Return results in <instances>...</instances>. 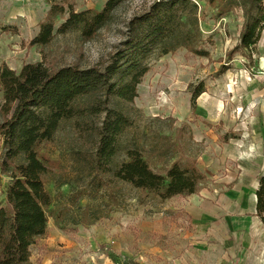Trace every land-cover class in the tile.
Listing matches in <instances>:
<instances>
[{
    "label": "rangeland",
    "instance_id": "374dc122",
    "mask_svg": "<svg viewBox=\"0 0 264 264\" xmlns=\"http://www.w3.org/2000/svg\"><path fill=\"white\" fill-rule=\"evenodd\" d=\"M106 1L0 0V67L18 73L39 62L54 69L101 66L131 38L129 22L161 0H125L90 41L71 32L46 47L30 45L52 4L79 12L100 10ZM197 4L198 47L208 56L181 47L162 57L152 53L134 102L110 100L109 107L131 121L115 164L127 149L138 150L159 174L174 162L194 163L204 175L198 192L161 201L101 175L94 152L103 115L90 119L89 133L62 122L38 149L49 168L44 187L51 205L47 234L31 247L29 264H264V226L254 209L264 174V31L249 66L240 54H228L238 43L241 12L219 17L204 1ZM172 16L185 24L194 18L190 8ZM200 85L204 92L192 110L190 90ZM13 165L0 136V210H9Z\"/></svg>",
    "mask_w": 264,
    "mask_h": 264
},
{
    "label": "trees",
    "instance_id": "16d2710c",
    "mask_svg": "<svg viewBox=\"0 0 264 264\" xmlns=\"http://www.w3.org/2000/svg\"><path fill=\"white\" fill-rule=\"evenodd\" d=\"M125 0H107L100 10L76 12L71 7L52 4L31 46L46 47L56 35L77 32L83 42L95 38ZM198 1L224 17L235 10L242 14L237 45L228 53L240 54L253 64L257 44L264 31V0H161L129 22L132 34L109 57L107 63L82 69L77 63L49 68L43 62L25 64L18 73L0 67V136L5 160L13 163L6 190L9 210H0V264H29L31 247L47 234V209L51 198L44 187L49 168L39 158L38 149L54 137L60 124L74 121L76 129L89 133L90 119L103 115L95 128L97 147L95 169L115 181L158 197L161 201L198 192L204 175L194 163L174 162L164 174L155 173L136 149H127L125 159L115 164L119 138L131 126L121 109L109 107L110 100L132 104L137 87L149 72L148 58L174 53L178 47L193 55L207 57L198 47L201 32L197 23ZM190 8L194 18L175 22V13ZM58 20L63 22L55 29ZM221 68L218 75L224 73ZM203 86L190 90L192 110ZM255 215L264 226V174L257 180Z\"/></svg>",
    "mask_w": 264,
    "mask_h": 264
},
{
    "label": "crops",
    "instance_id": "0c3cea01",
    "mask_svg": "<svg viewBox=\"0 0 264 264\" xmlns=\"http://www.w3.org/2000/svg\"><path fill=\"white\" fill-rule=\"evenodd\" d=\"M255 196V195H254ZM254 207H255V204H254ZM255 209V208H254Z\"/></svg>",
    "mask_w": 264,
    "mask_h": 264
}]
</instances>
